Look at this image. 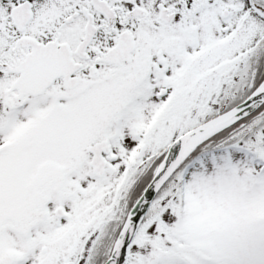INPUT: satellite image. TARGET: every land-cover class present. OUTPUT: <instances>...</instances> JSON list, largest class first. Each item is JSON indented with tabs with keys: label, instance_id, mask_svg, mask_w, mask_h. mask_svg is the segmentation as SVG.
I'll return each instance as SVG.
<instances>
[{
	"label": "snow or ice",
	"instance_id": "snow-or-ice-1",
	"mask_svg": "<svg viewBox=\"0 0 264 264\" xmlns=\"http://www.w3.org/2000/svg\"><path fill=\"white\" fill-rule=\"evenodd\" d=\"M0 264H264V0H0Z\"/></svg>",
	"mask_w": 264,
	"mask_h": 264
}]
</instances>
